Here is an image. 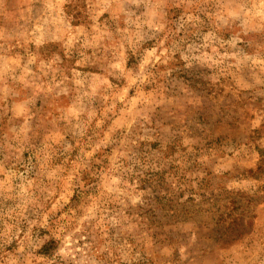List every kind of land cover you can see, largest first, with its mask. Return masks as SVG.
I'll list each match as a JSON object with an SVG mask.
<instances>
[{
	"label": "rangeland",
	"instance_id": "374dc122",
	"mask_svg": "<svg viewBox=\"0 0 264 264\" xmlns=\"http://www.w3.org/2000/svg\"><path fill=\"white\" fill-rule=\"evenodd\" d=\"M0 264H264V0H0Z\"/></svg>",
	"mask_w": 264,
	"mask_h": 264
}]
</instances>
